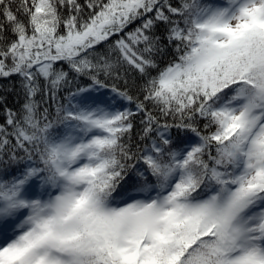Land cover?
I'll use <instances>...</instances> for the list:
<instances>
[{
  "label": "snow or ice",
  "instance_id": "1",
  "mask_svg": "<svg viewBox=\"0 0 264 264\" xmlns=\"http://www.w3.org/2000/svg\"><path fill=\"white\" fill-rule=\"evenodd\" d=\"M0 264H264V0H0Z\"/></svg>",
  "mask_w": 264,
  "mask_h": 264
}]
</instances>
